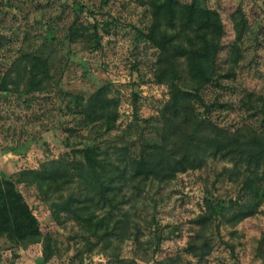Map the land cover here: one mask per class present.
<instances>
[{"label": "rangeland", "instance_id": "374dc122", "mask_svg": "<svg viewBox=\"0 0 264 264\" xmlns=\"http://www.w3.org/2000/svg\"><path fill=\"white\" fill-rule=\"evenodd\" d=\"M219 9L226 3L240 5L247 28L236 39L229 17L223 43L236 41L239 58L232 65L228 48L216 58V70L233 75L219 77L202 91L204 106L198 110L216 124L229 128L264 125V0H178ZM151 22L150 0H0V175L12 179L39 222L42 238L26 246L0 235V264H43L44 240L51 255L44 264H156L166 256L180 257V264H264V200L235 226L222 224L212 237V250L202 260L185 247L194 232L204 195L209 199H241L238 185L221 172L223 161L209 158L199 169L178 173L167 182L152 181L140 194L123 204L138 225L132 236L106 246L61 206L53 194L46 197L35 184L17 180L21 171L37 169L47 159L70 155L87 136H97L101 147H125L135 152L145 137L158 138L157 114L168 99V88L157 81L156 50L133 44V27L146 29ZM22 53L49 59L51 87L22 95L1 90L10 65ZM12 87V85H9ZM105 87L115 101V127L80 126L81 106L95 90ZM13 147V149H10ZM231 166V165H226ZM133 229V225H131ZM162 234L160 250L153 240ZM117 245V246H115ZM117 249H113V247ZM112 253L116 256L110 257ZM178 260V261H179Z\"/></svg>", "mask_w": 264, "mask_h": 264}, {"label": "trees", "instance_id": "16d2710c", "mask_svg": "<svg viewBox=\"0 0 264 264\" xmlns=\"http://www.w3.org/2000/svg\"><path fill=\"white\" fill-rule=\"evenodd\" d=\"M151 22L144 30L133 27V44H148L155 48L157 81L168 88V99L157 114L158 138L141 139L135 152L125 147H101L97 136H87L81 147L70 155L47 159L37 169L19 173L17 180L35 184L46 197L53 194L61 201L54 206L67 211L96 238L122 242L134 236L138 225L122 207L138 196L152 182H167L188 170L205 165L209 158L223 161L221 174L238 185L241 201L209 199L204 195L200 213L194 219V232L187 241L185 252L198 260L212 250V237H219L222 224L232 227L252 214L264 200V125L254 128L241 125L229 128L216 124L198 110L205 105L202 91L219 77L216 58L227 47L232 65L237 64L239 50L236 41L224 45V12L230 19L236 39L247 28V18L240 5L226 3L219 9L201 7L178 0H150ZM49 59L36 53H22L13 61L1 82V90L30 96L51 87ZM12 85V87H9ZM105 87L95 90L81 106L80 126L104 125L106 131L115 127L118 111L114 100L107 97ZM13 149V147H10ZM226 165H231L226 166ZM133 225L134 231L131 229ZM0 235L18 245L26 246L42 238L39 222L31 208L17 191L15 182L0 175ZM162 234L152 241L153 251L160 250ZM264 243V235L261 237ZM117 246V245H115ZM113 247V249H117ZM51 255V244L44 240L45 263ZM112 253L110 257L116 256ZM180 257L166 256L156 264H180ZM179 260V261H178ZM117 264H128L118 259Z\"/></svg>", "mask_w": 264, "mask_h": 264}]
</instances>
